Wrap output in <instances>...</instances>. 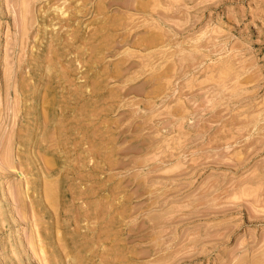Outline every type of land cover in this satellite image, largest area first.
Segmentation results:
<instances>
[{"label": "rangeland", "instance_id": "obj_1", "mask_svg": "<svg viewBox=\"0 0 264 264\" xmlns=\"http://www.w3.org/2000/svg\"><path fill=\"white\" fill-rule=\"evenodd\" d=\"M57 3L0 0V264H264V0Z\"/></svg>", "mask_w": 264, "mask_h": 264}, {"label": "bare ground", "instance_id": "obj_2", "mask_svg": "<svg viewBox=\"0 0 264 264\" xmlns=\"http://www.w3.org/2000/svg\"><path fill=\"white\" fill-rule=\"evenodd\" d=\"M59 1L60 0H56V2H58L59 3ZM76 1V3H77V0H75ZM72 2V1H71ZM55 3V2H54ZM57 3V4H58ZM83 3V2H82ZM65 4V3H64ZM78 4H79V2H78ZM113 4V3H112ZM82 5V4H81ZM81 5H79L78 7H79V9H80V7H81ZM152 5V4H151ZM74 6H76V5H74ZM74 6H72V7H74ZM71 7V8H72ZM99 8V7H98ZM98 8H97V10H98ZM56 9H57V7H56ZM65 9V7L64 8H60V9H57V10H64ZM78 10V9H77ZM99 11V10H98ZM78 12V11H77ZM66 14H67V11L65 12ZM86 16V15H85ZM82 17V16H81ZM64 19H60L58 22H60L59 24V28L62 26V22H67L68 24H72V22H74L73 21V19L70 17V15L68 16V18H66V17H63ZM57 19V18H56ZM55 19V20H56ZM80 19V18H79ZM51 23V22H50ZM49 24V23H48ZM57 24V23H56ZM55 24V25H56ZM46 25H47V23H46ZM58 25V24H57ZM56 25V26H57ZM79 25H81V24H79ZM45 26V25H44ZM66 26V25H65ZM55 27V26H54ZM133 27V26H132ZM43 28V27H42ZM58 28V29H59ZM101 28V27H100ZM104 28V27H103ZM62 29H63V27H62ZM114 29V28H113ZM104 31V30H103ZM72 32V31H71ZM48 33V32H47ZM58 33V32H57ZM73 33V32H72ZM99 33V32H98ZM109 34V33H108ZM111 34V33H110ZM118 34H119V32H118ZM121 34V33H120ZM64 36V35H63ZM71 36H72V34H71ZM114 36V35H113ZM62 37V36H61ZM86 37V36H85ZM57 38H58V36H57ZM101 38H103V36L101 37ZM123 38H124V36H123ZM127 38V37H126ZM64 40V39H63ZM81 40V39H80ZM105 40V39H104ZM106 41V40H105ZM75 42V41H74ZM113 42V41H112ZM52 43V42H51ZM82 43V42H81ZM82 45V44H81ZM104 45V44H103ZM55 46V45H54ZM65 46V45H64ZM77 46V45H76ZM52 49V48H51ZM54 49V48H53ZM80 49V48H79ZM61 50H63V49H61ZM68 50V49H67ZM77 50V49H76ZM52 51V50H51ZM72 51V50H71ZM108 51V50H107ZM59 52V51H58ZM74 52V51H73ZM80 52V51H79ZM100 53H103L104 54V52H102V51H100ZM48 54V56H49V54H51V53H47ZM53 54V53H52ZM64 54V53H63ZM73 54V53H72ZM74 54H77V53H74ZM81 54V53H80ZM107 54V53H106ZM62 55V54H61ZM82 55V54H81ZM92 55V54H91ZM76 56H79V54L78 55H76ZM93 56H94V54H93ZM64 57V56H63ZM69 57V56H68ZM79 57H81V56H79ZM79 57H77V58H79ZM85 57V56H84ZM95 57H97V56H95ZM67 58V57H66ZM39 59V58H38ZM73 59H75L74 57H73ZM49 60V59H48ZM47 60V61H48ZM59 60V59H58ZM78 60V59H77ZM81 60H83V59H81ZM81 60L79 61L80 63H81ZM87 60V59H86ZM105 60V59H104ZM103 60V61H104ZM52 61H53V59H52ZM75 61V60H74ZM60 62V61H59ZM82 62H84V60L82 61ZM37 63V62H36ZM47 63H50V61L49 62H47ZM54 63V62H53ZM60 63H62V62H60ZM96 63V62H95ZM103 63V62H102ZM40 64V63H39ZM74 63H72V66H74L73 65ZM84 64V63H83ZM91 64V63H90ZM131 64V63H130ZM55 65V64H54ZM92 65V64H91ZM38 66V65H37ZM41 66V65H40ZM56 66V65H55ZM82 66H84V65H82ZM49 67H51V65L49 66ZM89 68H91V67H89ZM48 69V68H47ZM95 69V68H94ZM119 69H121V66L119 67ZM69 70H70V68H69ZM68 70V71H69ZM87 70V69H86ZM91 70V69H90ZM64 72H65V69L63 70ZM84 71V70H83ZM119 71V70H118ZM122 71V70H121ZM51 72V71H50ZM67 72V71H66ZM85 72V71H84ZM71 73V72H70ZM80 73V72H79ZM65 74H67V73H65ZM115 73H113V75H114ZM119 74V73H118ZM59 75V74H58ZM62 75H64V73L62 74ZM69 75V74H68ZM67 75V76H68ZM91 76H92V74H90ZM117 75V74H116ZM65 76V75H64ZM71 76V75H70ZM70 76L68 77V78H70ZM94 76V75H93ZM92 76V77H93ZM98 76V75H97ZM96 75H95V77H97ZM101 76V75H100ZM99 76V77H100ZM103 76H105L104 74H103ZM82 77V76H81ZM88 77V76H87ZM90 77V76H89ZM88 77V78H89ZM106 77V76H105ZM126 78V77H125ZM96 79V78H95ZM115 79V78H114ZM128 79V78H127ZM48 80V79H47ZM67 80V79H66ZM101 80V79H100ZM103 80V79H102ZM67 81H69V80H67ZM97 81H98V79H97ZM50 82V81H49ZM96 82V81H95ZM94 82V83H95ZM88 83V82H87ZM97 83V82H96ZM42 84H44V83H42ZM48 84H50V83H48ZM59 85H60V83H58ZM101 85V84H100ZM99 85V86H100ZM87 86V85H86ZM91 86V85H90ZM89 87V86H88ZM93 87V86H92ZM103 87V86H102ZM108 87V86H107ZM132 88V87H131ZM53 89H54V85H53ZM66 89V88H65ZM77 89V88H76ZM87 89V88H86ZM104 89H105V87H104ZM51 90V89H50ZM94 91V90H93ZM92 91V92H93ZM96 91V90H95ZM106 91V90H105ZM112 91V90H111ZM78 92V91H77ZM77 92H76V95H77ZM99 91H97V93H98ZM101 92V91H100ZM51 94H53V93H51ZM50 94V95H51ZM100 94V93H99ZM110 94V93H109ZM47 95V94H46ZM50 95H49V97H50ZM80 95V94H79ZM87 95V94H86ZM65 96V95H64ZM82 96V95H81ZM84 96V95H83ZM91 96V95H90ZM76 97V96H75ZM79 97V96H78ZM85 97V96H84ZM45 99H46V97H45ZM44 99V101H42V103H44L46 100ZM76 101H77V99H76ZM81 101V100H80ZM79 101V102H80ZM46 103V102H45ZM44 103V104H45ZM43 104V105H44ZM78 104V103H77ZM80 104V103H79ZM61 106V105H60ZM45 107V106H44ZM52 107H53V104H52ZM51 107V108H52ZM58 108V107H57ZM62 109V108H61ZM89 109V108H88ZM53 110H56L57 111V109H56V107L54 106V109ZM59 110V109H58ZM55 111V112H56ZM62 111V110H61ZM50 112H51V110H50ZM88 112V111H87ZM54 113V112H53ZM88 113H91V112H88ZM87 113V114H88ZM46 114V113H45ZM44 114V117L46 116ZM51 115V114H50ZM58 115V114H57ZM60 115V114H59ZM58 115V116H59ZM82 115V114H81ZM98 116V115H97ZM37 117V116H36ZM54 117V116H53ZM42 118H43V115H42ZM46 118H47V116H46ZM61 117H59V119H60ZM84 118V117H83ZM83 118L81 119V118H79V120H83ZM98 118V117H97ZM40 119V118H39ZM44 119V118H43ZM43 119H42V122H43ZM49 119H51L50 117H49ZM56 120H57V118H55ZM59 119L57 120V121H59ZM62 119V118H61ZM88 119H89V117H88ZM99 119V118H98ZM35 120H36V118H35ZM45 120H47V119H45ZM52 120V119H51ZM95 120H97L96 118H95ZM53 121V120H52ZM51 121V122H52ZM61 121V120H60ZM86 121V120H85ZM89 121V120H88ZM45 122V121H44ZM47 122V121H46ZM77 122H80V121H78L77 120ZM91 122H92V119H91ZM47 123H49V122H47ZM55 123H56V121H55ZM81 123V122H80ZM39 124V123H38ZM44 124V123H43ZM69 124V123H68ZM67 124V125H68ZM73 124V123H72ZM86 124H87V122H86ZM50 125V124H49ZM59 125H61V124H59ZM66 125V124H65ZM71 125V124H70ZM80 125V124H79ZM78 125V126H79ZM83 125V124H82ZM47 127H48V125H46ZM62 127H63V125H61ZM74 126H76V125H74ZM88 126H90L89 124H88ZM45 126H43V128H44ZM52 127H53V125H52ZM54 127H56V126H54ZM51 128V127H50ZM76 128H78L77 126H76ZM80 128H82V131H83V126L82 127H79V129ZM94 128V127H93ZM92 128V129H93ZM63 129H65V128H63ZM87 129V128H86ZM60 130V129H59ZM58 130V131H59ZM90 130V129H89ZM63 131V130H62ZM74 131V130H73ZM78 131V130H77ZM90 132V131H89ZM92 132V131H91ZM90 132V133H91ZM70 133V132H69ZM73 133V132H72ZM80 133H82L81 132V130H80ZM84 133V132H83ZM66 134L68 135V137H69V134H68V132H66ZM65 134V135H66ZM71 134V133H70ZM87 134H89V133H87ZM62 135V134H61ZM61 135H60V138H61ZM80 135V134H79ZM67 136H65V138H66ZM71 137V136H70ZM69 137V138H70ZM97 137V136H96ZM68 138V139H69ZM96 140V139H95ZM60 141H62L61 139H60ZM59 141V142H60ZM66 142V141H65ZM96 142V141H95ZM97 144V143H96ZM63 145H65V144H63ZM85 145V144H84ZM88 146V145H87ZM96 147V146H95ZM23 148V147H22ZM75 148V147H74ZM93 149H96V148H94V147H92ZM49 149V148H48ZM48 149L46 150L45 149V152L46 151H48ZM48 152H50V151H48ZM92 152H94V151H92ZM91 152V153H92ZM96 152L97 151H95L94 153L96 154ZM96 156V155H95ZM17 157V156H16ZM12 158H10V160H11ZM14 159V158H13ZM12 159V160H13ZM13 162V161H12ZM49 166V165H48ZM49 168V167H48ZM32 170V169H31ZM27 187H28V192H29V190L31 189V187H32V184H30V183H27ZM50 190L51 189H49V192H50ZM52 192V191H51ZM72 193V192H71ZM32 194V193H31ZM83 196V195H82ZM86 197V196H85ZM52 198V197H51ZM54 198V197H53ZM112 201V200H111ZM34 202L32 201V203H31V210H32V214L36 211H34V209L36 208V206H34ZM35 214V213H34ZM35 216V215H34ZM32 218H33V215H32ZM36 217H34V219H35ZM31 221V220H30ZM32 225H33V227L34 226H37L36 225V223H35V221L32 219ZM34 228H36V227H34ZM38 230V229H37ZM100 231V230H99ZM88 240V239H87ZM90 242V241H89ZM31 243L33 244V247H34V253L38 256L37 258H39V260L42 262V264H66V261H65V259H64V254H63V249H61V248H55V247H53V246H51L50 245V243H49V239H48V237L44 234V232H40V231H34L33 232V236H32V238H31ZM74 243H75V240H74ZM77 243L78 242H76V245L74 246L75 248H76V246H77V248H78V245H77ZM84 243V242H83ZM86 243V242H85ZM88 243V242H87ZM91 243V242H90ZM94 243V242H93ZM97 243V242H96ZM68 245H70L71 244V241H70V244L69 243H67ZM80 244V243H79ZM72 245V244H71ZM88 245L89 244H87V245H85V246H87V248H88ZM84 246V247H85ZM73 247V248H74ZM80 247H83V246H80ZM83 247V248H84ZM90 247V246H89ZM91 247H93V244H91ZM67 248H68V246H67ZM72 247H71V249H73ZM74 248V249H75ZM77 248H76V250H77ZM86 247H85V249H87ZM69 250V249H68ZM75 250V251H76ZM89 250H90V248H89ZM94 252H95V250L94 249H92ZM91 250V251H92ZM71 252V251H70ZM77 252V251H76ZM86 252V251H85ZM90 252V251H89ZM100 252V251H99ZM66 253V252H65ZM72 253H73V251H72ZM80 253H82V252H80ZM78 254L77 256L73 253V254H71V255H75L73 258H72V262H67V264H85V262L87 263H89V262H91L92 264H93V262H92V260L94 259V256L96 255V256H100L101 257V252H100V254H90V255H82V254ZM93 253V252H92ZM77 254V253H76ZM69 255V254H68ZM79 255H82V257L81 256H79ZM97 258V257H96ZM103 258V257H102ZM37 260V259H36ZM111 260V259H110ZM114 260V259H113ZM39 261V262H40ZM103 261V259H101V262ZM95 262H97L96 260H95ZM99 262V261H98ZM100 262V263H101ZM99 263V264H100ZM105 264V263H104Z\"/></svg>", "mask_w": 264, "mask_h": 264}]
</instances>
